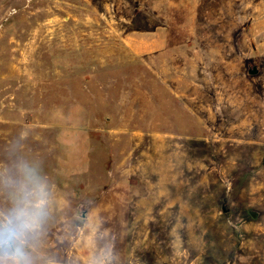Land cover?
<instances>
[{
  "label": "rangeland",
  "instance_id": "rangeland-1",
  "mask_svg": "<svg viewBox=\"0 0 264 264\" xmlns=\"http://www.w3.org/2000/svg\"><path fill=\"white\" fill-rule=\"evenodd\" d=\"M27 171L36 264H264V0H0V212Z\"/></svg>",
  "mask_w": 264,
  "mask_h": 264
},
{
  "label": "clouds",
  "instance_id": "clouds-1",
  "mask_svg": "<svg viewBox=\"0 0 264 264\" xmlns=\"http://www.w3.org/2000/svg\"><path fill=\"white\" fill-rule=\"evenodd\" d=\"M9 186L12 207L0 212V264H36L32 249L47 219L46 192L30 171Z\"/></svg>",
  "mask_w": 264,
  "mask_h": 264
},
{
  "label": "water",
  "instance_id": "water-1",
  "mask_svg": "<svg viewBox=\"0 0 264 264\" xmlns=\"http://www.w3.org/2000/svg\"><path fill=\"white\" fill-rule=\"evenodd\" d=\"M258 72H259V70H258L257 66H254L253 68L248 70V74H250V75H256V74H258ZM222 210H223V212H227L228 211V209L226 208L225 204H223ZM251 215H252L253 218L257 217V213L256 212H251ZM82 217H86V211L82 212Z\"/></svg>",
  "mask_w": 264,
  "mask_h": 264
},
{
  "label": "bare ground",
  "instance_id": "bare-ground-1",
  "mask_svg": "<svg viewBox=\"0 0 264 264\" xmlns=\"http://www.w3.org/2000/svg\"><path fill=\"white\" fill-rule=\"evenodd\" d=\"M227 66V65H226ZM261 90V89H260ZM257 105V104H256ZM249 116V115H248ZM253 122V121H252ZM239 141V140H238ZM236 142V141H235Z\"/></svg>",
  "mask_w": 264,
  "mask_h": 264
}]
</instances>
